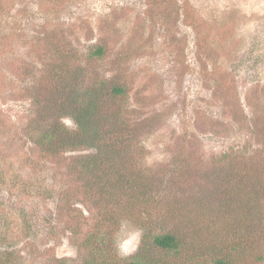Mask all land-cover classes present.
Instances as JSON below:
<instances>
[{
    "label": "rangeland",
    "instance_id": "1",
    "mask_svg": "<svg viewBox=\"0 0 264 264\" xmlns=\"http://www.w3.org/2000/svg\"><path fill=\"white\" fill-rule=\"evenodd\" d=\"M104 83L125 87L97 107L121 108L118 126L39 142L76 135L72 103ZM260 173L264 0H0V264H82L96 226L125 261L264 264ZM168 230L180 255L139 250Z\"/></svg>",
    "mask_w": 264,
    "mask_h": 264
},
{
    "label": "trees",
    "instance_id": "2",
    "mask_svg": "<svg viewBox=\"0 0 264 264\" xmlns=\"http://www.w3.org/2000/svg\"><path fill=\"white\" fill-rule=\"evenodd\" d=\"M105 47L106 45L104 43H101L100 40H97L96 43L88 47V54L86 56V59L91 58V57L92 58L97 57L98 59L103 58L107 53ZM72 93L75 95L77 92H73L72 90H70L67 93V100L65 99L61 100L62 105L71 103L70 99L74 96ZM124 94H125V87L124 85L119 84V83L117 84L104 83L103 91H100L99 88H96V89L91 88L89 90L87 88L86 90L81 91L78 99H76L72 103L73 108L71 107L73 118L77 124V129L74 131L76 132V135L73 132L64 131V134H63V133L58 132L57 130H54L53 132L52 130H48V132L45 133L44 137L39 139V142L41 144L43 143L44 140L52 142L53 138H55L56 140L58 136H61V138L63 137L65 138L67 144H70L74 148H76L77 146L82 145V142H83L82 135L84 133L93 132L97 134V131L99 130L101 121L103 119L107 121L106 123L116 124L118 126L120 118L124 115V111L121 110V108L119 107L114 108V106H112V109H108L106 111L105 108H103L104 111L100 110L98 112L97 107L99 106V104L103 106V103H105L106 100L114 103L115 101L119 100L120 97H123ZM122 130H124L125 132ZM114 133H116V138L118 137L124 138L128 134H132V130L128 126H127V131L120 127V129L115 130ZM114 135L115 134H113L112 136ZM74 137H75V140H72L71 138H74ZM52 149L50 150L49 154H51L52 156H55L57 153L56 151ZM235 153L236 152H234V150H231V153L226 152L223 154V156L224 157L226 155L229 157L231 156V159H228V161L230 162V164H234L233 155ZM96 165L97 164L93 165V168H97ZM240 168L242 170L241 165H240ZM87 169L89 172L90 170H92L90 166H88ZM243 172H245V175H249L252 171L251 169L249 170L247 166H244ZM92 174H93V171H92ZM260 174H259L260 175L259 177L264 180V174L262 173ZM95 175H96V170H95ZM94 179L95 178H93V180ZM125 180L127 184L130 185V188L135 187L134 177L130 179L128 177ZM125 180H124V183H125ZM94 181L96 184L97 180H94ZM125 186H126L125 184H123L122 186V190L124 191L126 190ZM259 189H263V192H262L263 196H262L261 201L264 202V185L263 187L262 185H260ZM110 240H111V237L107 235L104 228H99L97 226L95 227V229H92L86 237L80 238V240L77 243L79 244V247L81 248L80 250H82L85 247V250L88 251V257L83 261L82 264H105L106 262H108L107 260L110 258V256L112 257L113 260H111V263L109 264H157V263L142 259L139 253H136V255H134L133 258H131L129 261L122 260V258H119L116 255V253L112 255L113 253L111 252L109 248V242L111 243ZM184 243L185 241L179 236V234L175 233L172 230H168L164 232H155L150 237L144 236L141 239V242L139 244V250L144 251L147 249L148 246H151V247L156 248L159 252L164 253L165 257H174L182 253V251L185 248ZM119 260H121V262ZM211 264H233L232 257L230 254L219 253L218 255H216L214 258L211 259Z\"/></svg>",
    "mask_w": 264,
    "mask_h": 264
}]
</instances>
